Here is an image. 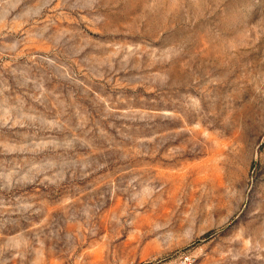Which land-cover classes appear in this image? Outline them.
Returning <instances> with one entry per match:
<instances>
[{
  "label": "rangeland",
  "instance_id": "rangeland-1",
  "mask_svg": "<svg viewBox=\"0 0 264 264\" xmlns=\"http://www.w3.org/2000/svg\"><path fill=\"white\" fill-rule=\"evenodd\" d=\"M0 264H264V0H0Z\"/></svg>",
  "mask_w": 264,
  "mask_h": 264
}]
</instances>
